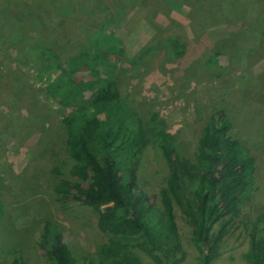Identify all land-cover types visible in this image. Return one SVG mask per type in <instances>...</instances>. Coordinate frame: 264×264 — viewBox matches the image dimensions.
Listing matches in <instances>:
<instances>
[{
	"label": "rangeland",
	"instance_id": "374dc122",
	"mask_svg": "<svg viewBox=\"0 0 264 264\" xmlns=\"http://www.w3.org/2000/svg\"><path fill=\"white\" fill-rule=\"evenodd\" d=\"M49 1L52 4L56 0ZM79 4L61 17L57 27L54 25L59 11L52 7V22L44 27L41 40L55 47L64 58L80 51L98 33L114 34L125 49L123 66L133 70L129 74L126 68L121 69L118 88L123 95H130V102L142 116L149 119L153 112L159 114V121L176 136V147L183 154L191 157L197 149L198 127L209 113L224 108L232 118L233 137L246 144L256 159V186L213 264H251L246 253L253 221L264 216V50L261 54L259 48L252 58L242 46L253 31L248 17L210 14L216 23L207 30L208 18L199 14L206 12L204 3L192 6L177 0H79ZM263 25L259 31L264 30ZM101 27L105 28L100 30ZM175 36L187 45L188 51L181 56H176L167 41ZM2 45L0 41V183L7 217L18 235L24 232L20 244L5 238L6 259L2 261L7 263L20 256L27 264H48L35 246L42 219L59 224L66 242L84 259L82 263L95 259V248L105 240L97 225V212L93 207L71 202L67 209L63 208L54 194V185L61 176L51 172L57 166L64 176L70 177L73 161L64 142V109L57 102L60 95L54 96L49 86L53 85L56 92L73 89L85 72L77 77H59L60 69L51 61L39 59L42 52L37 49H33L32 59L39 62L29 67L23 61L10 62L7 58L19 52L13 46ZM28 54H21L20 59L27 61ZM103 54L106 59L114 57L107 50ZM136 55L144 61L141 71L139 62H128ZM40 72L45 76L39 77ZM146 150L144 165L138 171L139 182L158 200L166 168L156 141H150ZM176 210L182 249L172 261L165 262L197 264L192 227ZM30 218L37 226L28 225ZM141 255L144 264L153 263L150 256L144 252Z\"/></svg>",
	"mask_w": 264,
	"mask_h": 264
},
{
	"label": "trees",
	"instance_id": "16d2710c",
	"mask_svg": "<svg viewBox=\"0 0 264 264\" xmlns=\"http://www.w3.org/2000/svg\"><path fill=\"white\" fill-rule=\"evenodd\" d=\"M177 1L192 6L204 3L206 12L199 14L208 18L207 30L216 23L210 14L220 13L218 16L223 18L233 14L238 15L237 19L248 17L253 31L250 40L247 38L242 46L252 58L254 53H259V48L264 53L261 51L264 30L259 31L264 24V0ZM29 2L0 0V41H3L2 47L13 46L19 52L7 58L10 62L22 64L23 61L29 67L39 62L32 59L33 49H37L42 52L39 59L51 61L60 69L59 77H77L85 72V77L73 89L56 92L53 85L49 86L54 96L60 95L57 102L64 109V142L73 161L70 177L64 176L57 166L51 172L61 176L54 185L56 201L65 209L71 203L93 207L98 228L105 238L95 248V259L82 263L84 259L66 242L59 224L42 219L37 226L30 218L28 225L37 226L35 246L43 256L39 255L48 264H144L141 255L144 252L153 259L152 264H168L165 260L172 261L182 249L176 222L178 208L192 227V242L198 250L197 264H213L256 186V159L246 144L233 137L232 118L224 108L209 113L198 127L197 149L191 157L186 156L176 147V136L159 121V114L153 112L149 119L142 116L130 102V95H123L118 88V74L126 68L123 66L125 49L114 34L104 32L99 36L98 33L80 51L63 58L55 47L41 40V33L52 22L51 9L59 11L55 17L57 27L65 13L80 5L79 0H56L52 4L49 0ZM167 41L176 56L188 51L179 36ZM103 50L114 57L106 59ZM21 54H28L27 61L20 59ZM139 55L129 58L128 62H139L141 71L144 61ZM125 70L129 74L133 71ZM43 76L45 73L40 72L39 77ZM150 141H156L163 157L162 161L158 159L159 163L163 162L166 168L158 200L150 196L147 188L141 187L138 177ZM3 191L0 183V264H27L20 256L3 263L7 250L5 238L20 244L24 237V232L16 233V226L7 217ZM261 217L253 221L254 230L246 253L251 264H264V224L261 225L264 216Z\"/></svg>",
	"mask_w": 264,
	"mask_h": 264
}]
</instances>
